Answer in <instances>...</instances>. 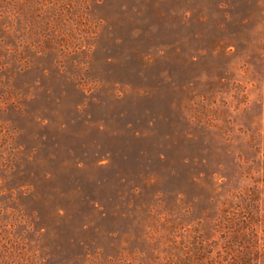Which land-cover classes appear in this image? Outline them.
<instances>
[{"label":"rangeland","instance_id":"rangeland-1","mask_svg":"<svg viewBox=\"0 0 264 264\" xmlns=\"http://www.w3.org/2000/svg\"><path fill=\"white\" fill-rule=\"evenodd\" d=\"M200 249L264 264V0H0V264Z\"/></svg>","mask_w":264,"mask_h":264},{"label":"trees","instance_id":"trees-1","mask_svg":"<svg viewBox=\"0 0 264 264\" xmlns=\"http://www.w3.org/2000/svg\"><path fill=\"white\" fill-rule=\"evenodd\" d=\"M198 254L201 255V256H198V258L189 252L186 255H176L172 258H167V259H162L161 257H158V258H156L155 264H193L192 263L193 259L199 260L198 264H207L206 260L208 261L209 258L208 257L205 258L203 256L204 250L200 249Z\"/></svg>","mask_w":264,"mask_h":264}]
</instances>
